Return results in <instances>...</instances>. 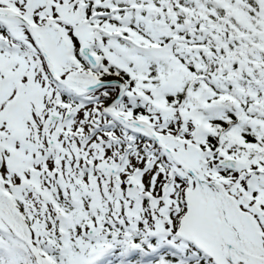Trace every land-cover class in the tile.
<instances>
[{
	"label": "snow or ice",
	"instance_id": "6c2138e0",
	"mask_svg": "<svg viewBox=\"0 0 264 264\" xmlns=\"http://www.w3.org/2000/svg\"><path fill=\"white\" fill-rule=\"evenodd\" d=\"M0 264H264V0H0Z\"/></svg>",
	"mask_w": 264,
	"mask_h": 264
}]
</instances>
